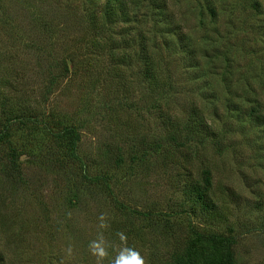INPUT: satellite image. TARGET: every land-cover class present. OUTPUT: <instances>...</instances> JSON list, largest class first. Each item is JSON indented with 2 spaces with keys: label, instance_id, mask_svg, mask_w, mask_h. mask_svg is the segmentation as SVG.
Segmentation results:
<instances>
[{
  "label": "rangeland",
  "instance_id": "obj_1",
  "mask_svg": "<svg viewBox=\"0 0 264 264\" xmlns=\"http://www.w3.org/2000/svg\"><path fill=\"white\" fill-rule=\"evenodd\" d=\"M3 69L46 112L37 123L80 135L73 153L46 132L0 143L6 264H114L126 248L168 264L191 227L232 234L235 264H264V0H0ZM194 101L220 138L171 158L164 120L187 122ZM191 163L224 186V222L193 213Z\"/></svg>",
  "mask_w": 264,
  "mask_h": 264
},
{
  "label": "trees",
  "instance_id": "obj_2",
  "mask_svg": "<svg viewBox=\"0 0 264 264\" xmlns=\"http://www.w3.org/2000/svg\"><path fill=\"white\" fill-rule=\"evenodd\" d=\"M114 13V12H113ZM97 18V17H96ZM104 50V49H103ZM59 67V65L57 66ZM74 67V60L65 61L60 68V72H69ZM7 69L14 68L7 65ZM17 78L3 69L0 72V143L10 144L16 136V132L25 136V140L35 139L38 134L46 132L47 135L58 137L56 142L61 143L62 149L70 150L72 153L76 151L80 140L79 132L73 125L58 126L57 132H52V127L47 123H37L39 118H42L46 112L32 111L25 107L26 102L21 95L20 84H16ZM60 80V76H53L49 87H52ZM10 97L11 99H8ZM7 100H12L15 103L5 108L8 105ZM7 116H2L5 112ZM192 114L187 122L182 123L177 113L168 114L164 120L167 135L176 141L175 153H171V158L181 157L184 148L193 141L204 144L208 139L220 138L219 129L214 125L212 118L205 113L201 102L194 101L191 107ZM253 115L259 122H262L264 115L261 110L254 111ZM63 121L60 123L62 124ZM59 123V124H60ZM21 138V135H18ZM191 137L196 138L195 140ZM51 141H54L50 139ZM26 153V152H25ZM24 153L18 148L11 147V157H9L8 166L12 170H19L20 156ZM186 160L188 159V155ZM188 167L184 193L188 194L195 208L193 213L205 215L207 221L224 222L228 218L226 210L228 202L226 200V192L224 186L213 187L212 177L207 173L204 181L194 177L196 165ZM9 172V171H8ZM210 175V176H209ZM12 177V173L8 174ZM191 233L185 236L184 240L178 242L175 253L171 256V261L168 264H235L233 256L234 236L232 234H224L220 231L204 232L191 227ZM5 252L0 245V264H6Z\"/></svg>",
  "mask_w": 264,
  "mask_h": 264
},
{
  "label": "clouds",
  "instance_id": "obj_3",
  "mask_svg": "<svg viewBox=\"0 0 264 264\" xmlns=\"http://www.w3.org/2000/svg\"><path fill=\"white\" fill-rule=\"evenodd\" d=\"M123 239V237H122ZM91 247L96 249L99 247L95 242L92 243ZM100 256H104L105 252L103 249L99 251ZM114 264H145L144 259L141 255L131 248H126L122 250L119 255L115 258Z\"/></svg>",
  "mask_w": 264,
  "mask_h": 264
}]
</instances>
